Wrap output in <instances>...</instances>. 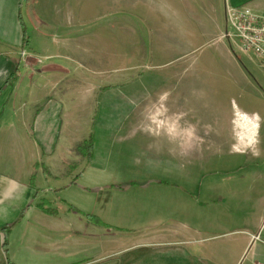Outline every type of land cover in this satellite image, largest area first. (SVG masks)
<instances>
[{
	"label": "rangeland",
	"instance_id": "obj_1",
	"mask_svg": "<svg viewBox=\"0 0 264 264\" xmlns=\"http://www.w3.org/2000/svg\"><path fill=\"white\" fill-rule=\"evenodd\" d=\"M260 1L264 2L235 0L233 5L264 13V6L256 8ZM117 18L102 16L86 32L77 29L78 34L90 35L92 44L79 37L75 48L54 50L50 60L42 57L46 66L51 65L46 70L57 72L61 87L71 89L70 95L60 96L65 97L64 111L71 114L70 138L62 139L56 156L66 154L69 141L71 151L76 148L79 154L86 148L87 156L83 168L72 176L71 186L48 196L67 200L72 210L101 216L102 221L120 218L121 203L158 202L162 213L178 209L184 216L204 219L205 229L215 236L220 264H264V98L260 91L236 86L230 77L235 65L221 55L216 43L180 53L152 46L144 39L147 32L141 30L137 32L141 45L132 46L127 41L132 28L101 31ZM124 20L134 28L140 22L132 16ZM26 23L30 35L32 27L53 34L56 25L52 15L42 20L30 14ZM227 33L231 37L222 40L233 44L231 51L239 63L243 66L247 60L248 67L264 71L254 57L250 64L229 25ZM180 97L181 107L174 103ZM242 112L257 126L240 138L237 120H244ZM174 120L192 132L188 142L170 132L167 122ZM143 205L135 209L148 211ZM140 215L132 225L142 227L153 221L148 212ZM108 224L105 228L113 232L111 237L120 231L118 222ZM241 237L251 239L246 249L232 243Z\"/></svg>",
	"mask_w": 264,
	"mask_h": 264
},
{
	"label": "crops",
	"instance_id": "obj_2",
	"mask_svg": "<svg viewBox=\"0 0 264 264\" xmlns=\"http://www.w3.org/2000/svg\"><path fill=\"white\" fill-rule=\"evenodd\" d=\"M233 1L0 0V264H220L215 236L205 229V220L184 216L182 210L162 213L158 202L137 205L134 201L118 205L120 218L102 221L101 216L72 210L67 200L48 196L68 189L87 159L76 148L71 151L70 141L66 154L56 156L62 139L70 138L71 114L64 111L65 97L60 96L70 95L71 89L61 87L57 72L46 70L51 65L46 66L44 59L50 60L51 52L59 48H75L79 37L92 44L91 36L78 34L77 29L86 32L102 16L117 15L120 18L101 31L132 28L127 39L132 46L141 45L137 33L141 30L147 32L144 39L152 46L180 53L216 43L221 55L235 65L230 77L236 86L245 84L264 98V71L251 65L249 69L247 60L242 66L231 51L233 44L222 40L228 34L227 5L234 6ZM263 6L261 1L256 4L257 10ZM30 14L42 20L52 15L53 34L32 27L30 35L26 23ZM124 16L140 22L134 28ZM243 54L251 64L254 56ZM174 103L184 106L182 97ZM241 115L240 138L257 126L247 113ZM167 124L171 133L188 142L192 135L188 128L177 120ZM141 205L149 210L135 209ZM142 212L152 214L153 221L142 227L132 225ZM108 222L120 224L112 237L113 232L105 228ZM250 242L241 237L232 243L246 249Z\"/></svg>",
	"mask_w": 264,
	"mask_h": 264
},
{
	"label": "built area",
	"instance_id": "obj_3",
	"mask_svg": "<svg viewBox=\"0 0 264 264\" xmlns=\"http://www.w3.org/2000/svg\"><path fill=\"white\" fill-rule=\"evenodd\" d=\"M228 25L243 53L252 54L264 66V13L249 7L227 5ZM227 37H231L227 34ZM26 57V54L23 53Z\"/></svg>",
	"mask_w": 264,
	"mask_h": 264
},
{
	"label": "trees",
	"instance_id": "obj_4",
	"mask_svg": "<svg viewBox=\"0 0 264 264\" xmlns=\"http://www.w3.org/2000/svg\"><path fill=\"white\" fill-rule=\"evenodd\" d=\"M81 149H82V148L80 147L79 150H81ZM84 152H86V148H85L84 151H83V149H82V153L79 152V154L82 155V156H84L85 158H87V156L85 155L86 153H84Z\"/></svg>",
	"mask_w": 264,
	"mask_h": 264
}]
</instances>
